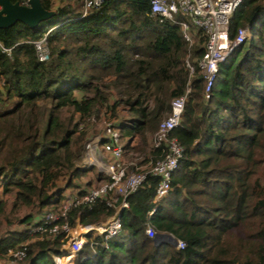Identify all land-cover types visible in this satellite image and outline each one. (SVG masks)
Returning <instances> with one entry per match:
<instances>
[{"label":"trees","instance_id":"obj_1","mask_svg":"<svg viewBox=\"0 0 264 264\" xmlns=\"http://www.w3.org/2000/svg\"><path fill=\"white\" fill-rule=\"evenodd\" d=\"M42 4L54 10L52 0ZM55 11L36 29L21 22L0 28V189L14 196V211L37 207L41 214L37 222L32 215L19 219L23 228L0 238L1 264H55V255L66 254L64 234L53 237L37 228L65 200L62 178L74 187L89 173L81 164L93 118L116 122L126 111L128 118L116 122L127 138L125 150L155 163L165 152L152 145V136L170 114L171 101L185 93L181 121L170 134L183 154L168 194L154 202L160 179L149 175L121 211V233L96 253L91 242L104 238L88 234L77 259L264 264V0H242L232 13L230 39L243 27L248 36L219 65L209 99L197 67L206 37L192 33L189 76L180 26L153 16L150 0H109L86 15L81 0ZM48 32L50 58L40 61L34 41ZM85 193L83 188L80 195ZM6 209L0 195V224ZM113 214L97 201L73 207L69 220L97 224ZM148 222L183 247L156 244L145 233ZM18 251L25 253L22 259L14 256Z\"/></svg>","mask_w":264,"mask_h":264},{"label":"built area","instance_id":"obj_2","mask_svg":"<svg viewBox=\"0 0 264 264\" xmlns=\"http://www.w3.org/2000/svg\"><path fill=\"white\" fill-rule=\"evenodd\" d=\"M106 1L109 0H83L84 15L90 9L101 6ZM150 2L153 16L159 17L162 22L168 20L180 26L183 37L187 41L186 65L189 69V76L194 72V67L189 62L190 49L195 43L192 33L196 34L197 30L203 32L206 40L203 54L197 61V67L204 81L203 97L209 99L219 65L247 39L246 27L238 29L233 40L230 39L228 33L229 19L242 0H150ZM22 4L28 5L29 0H22ZM47 34L49 32L34 41L40 61L50 58ZM5 50L10 52V50ZM186 97L187 93L171 101L170 114L160 123L158 130L152 136V145L162 148L165 155L145 168L126 160L125 138L113 121L107 120L104 132L92 141H88L82 167H96L99 171L98 182L90 184L85 189L84 195H80L79 191L75 196H67L58 210L43 215L40 220H43V225L37 228L38 231L53 237L59 234L65 235L67 241L63 249L66 250V254L55 255V264H82L86 258H89L90 255L77 259V255L88 243L87 235L90 233L97 232L95 237L104 238L102 243H99L97 239L91 242L94 253L98 245L108 247V240L122 231L121 211L129 208V195L136 191L149 175L160 179L154 202L158 203L168 194L172 175L183 154V148L170 134L174 128L179 126ZM100 172L105 177H102ZM97 201L104 202L106 206L114 210V214L97 224L84 225L79 219L75 224L70 222L69 212L73 207L83 204L91 207ZM154 213L155 208L148 212V216L151 217ZM145 233L151 238L158 235L154 226L149 222ZM183 245L182 241H178V248H182ZM14 256L22 259L25 253L18 251L14 253Z\"/></svg>","mask_w":264,"mask_h":264},{"label":"rangeland","instance_id":"obj_3","mask_svg":"<svg viewBox=\"0 0 264 264\" xmlns=\"http://www.w3.org/2000/svg\"><path fill=\"white\" fill-rule=\"evenodd\" d=\"M69 3H71L75 7H78L79 5H81V0H52V9L56 10L60 6L67 5ZM68 115H69V112L67 109H65L63 111V116H68ZM127 118H128V113L126 111L122 110V112L120 113V117L117 121L125 120ZM106 122H108V121L105 120L104 118H102V116L100 119L99 118L98 119H92L89 122V124H88L89 128L87 129V131L89 133V141H92L96 136H99L100 134H102L104 132V130L106 128ZM116 122H114V123H116ZM139 142L140 141H138V143ZM124 143H125V145L127 144V138L124 139ZM147 157L148 156H144L143 153L136 152L133 149H129L128 151H126V160L127 161H133V162L137 163V165H139L142 168H145V167L149 166L150 164L154 163V162H152V159H153L152 157H149V158H147ZM85 169L90 170L89 173L84 175L83 177L77 179L75 181L76 185L74 187H67L65 179L62 178V180L60 182V186H62L65 190V192H64L65 197L64 198H66L67 196H75L83 188L84 189L88 188L89 184L93 185V184H96L98 182V177H99L98 169H96V167L85 168ZM100 173L102 174V177H105V175L102 172H100ZM1 191L2 190L0 189V195L3 197V199L5 201H7V209H6L7 217L6 218L3 217L1 219L2 224H0V238L6 236L9 233V231L23 228V226H21V224H20L19 219H21L25 216L29 217V215H32L34 222L39 221L41 214H39L37 207L32 208V207H26L25 206V207H23L17 211H14V209H13L14 196L12 194L5 195ZM95 233H97V232H95ZM95 233H91L92 237H95V235H96ZM87 239H88V235H87ZM3 261H4V259L0 260V264Z\"/></svg>","mask_w":264,"mask_h":264},{"label":"water","instance_id":"obj_4","mask_svg":"<svg viewBox=\"0 0 264 264\" xmlns=\"http://www.w3.org/2000/svg\"><path fill=\"white\" fill-rule=\"evenodd\" d=\"M55 10L46 9L42 0H29L25 5L20 1L0 0V28L7 29L21 22L32 29H36L41 23L56 15ZM156 244L168 243L177 246L178 241L168 233H160L155 238Z\"/></svg>","mask_w":264,"mask_h":264}]
</instances>
